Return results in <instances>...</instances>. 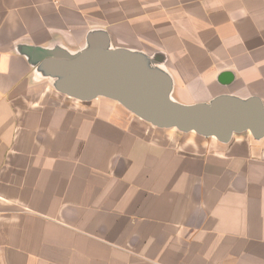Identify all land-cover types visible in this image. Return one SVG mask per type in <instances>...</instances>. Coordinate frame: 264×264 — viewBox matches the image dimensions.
<instances>
[{
	"label": "crops",
	"instance_id": "crops-1",
	"mask_svg": "<svg viewBox=\"0 0 264 264\" xmlns=\"http://www.w3.org/2000/svg\"><path fill=\"white\" fill-rule=\"evenodd\" d=\"M138 54L183 105H264V0H0V264H264V136L62 92L56 61Z\"/></svg>",
	"mask_w": 264,
	"mask_h": 264
},
{
	"label": "water",
	"instance_id": "water-1",
	"mask_svg": "<svg viewBox=\"0 0 264 264\" xmlns=\"http://www.w3.org/2000/svg\"><path fill=\"white\" fill-rule=\"evenodd\" d=\"M53 69L62 76L59 89L69 96L112 98L158 127L195 131L223 142L245 130L264 136V105L259 98L221 96L210 103L180 104L170 97V77L147 69L138 54L125 49L96 46L54 62Z\"/></svg>",
	"mask_w": 264,
	"mask_h": 264
}]
</instances>
